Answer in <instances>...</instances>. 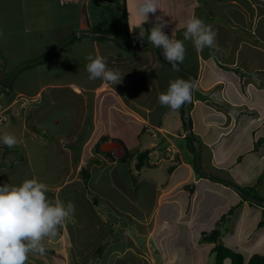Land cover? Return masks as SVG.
I'll return each mask as SVG.
<instances>
[{"label": "crops", "instance_id": "1", "mask_svg": "<svg viewBox=\"0 0 264 264\" xmlns=\"http://www.w3.org/2000/svg\"><path fill=\"white\" fill-rule=\"evenodd\" d=\"M177 1L182 10H189L185 20L194 15L207 25H211L217 33L215 43L218 51L215 48H205L203 51L195 49V58L185 56L186 65L183 67L181 64L187 72L196 77V89L189 118L194 139L202 146L203 169L214 180H217V182L212 180L216 183L215 185L212 181L197 180L200 172L196 169V155L191 151L188 141L189 135L185 125L187 116L183 106L177 111H172L159 103V95L166 92L169 85L168 81L161 80L160 82L159 78L154 75L160 65L157 48L151 47L149 51L141 49L139 52L127 54L128 51L118 46L115 40L107 39L108 42H103L95 37H75L76 30L77 32L87 30L98 33L92 29L98 24L97 19H91L92 13L94 18L96 15L95 11L89 7L90 0L84 3L81 9L77 5L61 6L59 0H1L0 17L6 25L9 21L18 28H24L25 31L28 26L36 28L40 25L45 35L40 42L48 43L45 51L39 52V43L34 39L33 42L24 37L17 42L14 40L25 53L18 55L20 62L17 63L15 60L16 64L13 66L1 52L0 60L7 64V70L12 68L9 81L17 68L25 65L33 66L37 60H42L53 53L54 48L71 40L50 60L44 63L39 62L37 64L40 65L34 68L22 70L15 76L12 83L16 99L11 104L16 105L19 101L22 102L24 95H28L27 98L31 99L30 103L35 102L36 99L41 101L29 105L30 115L33 114L37 118L39 125L41 123L37 116L41 118L49 113L39 108L40 104L47 105V110L49 106L54 107L64 101L67 102V106L72 105L70 111L73 118H69L67 131L60 135L63 137L62 150L67 152L72 161L75 158L74 162L78 164L74 174L69 172L64 182L53 185L42 182L36 176L33 178L46 184L48 191L53 193L56 190L57 200L60 193L72 187L74 183H79L81 179L82 183L87 185V182L92 180L93 170L99 172L97 175L100 178L103 170L109 169L111 186L117 190L126 189L123 181L134 182L138 179L139 184L146 183L157 195L151 202L150 214L147 212L148 214L143 216L144 219L140 223L141 230L131 235L126 231H123L122 235L116 234L115 236L114 233L115 241H117L112 243H118L114 249V256L117 258L114 264H129L130 249L131 251L141 250L139 245L144 238L146 243L144 246L141 245L142 249L151 245L152 239L159 246L156 249L160 251L179 252L188 248L187 245L195 244L190 239V233L185 232H188L190 228L197 231L198 227L193 226L196 222L205 226L212 217H214L213 221L221 217L223 209L214 213L213 203L208 201L204 194L206 190H214L218 186L227 189L228 187L224 186L223 182H232L240 188H251L259 184L258 191L264 196V184H261L264 177V47L261 46L264 44V0ZM135 3L136 0L126 1L131 10L135 7L131 4ZM172 6V2L170 6L168 3V9H172ZM159 11L164 19L167 11L161 9ZM46 14L53 18L52 24L56 26V29L51 24H40L42 19L38 17ZM216 16L219 17L216 19ZM184 21L181 17L175 18L169 29L166 26L163 31L172 38L169 31L172 28L175 39L182 41ZM145 25H143L144 29ZM219 27L223 31L217 30ZM140 30L135 31V38L132 37L135 44H129L134 48L145 40L144 38L141 42L137 39ZM48 34L49 37H47ZM222 36L229 37V39L225 40ZM129 37L131 38L130 34ZM2 42L0 50H3L5 46V42ZM29 44L32 46L26 47ZM89 54L104 57L107 67L121 74V83L111 85L99 79L90 81L86 67L84 73H78L77 70L72 71L70 67L64 70L63 66L57 64L60 59H65L64 63L70 59L69 63L75 61L74 64H76L77 60H80L87 64L86 57ZM56 68L62 69L64 73L57 74ZM31 70H33L32 73ZM143 71L144 77L146 76L145 71H148V76L152 75L154 86L149 82L151 78H144L141 84L138 82L140 72ZM74 72L76 74H73ZM80 75H84L87 79L80 80ZM63 76L65 79L72 76V80L62 82L60 78ZM20 84L23 87H20ZM137 84L140 85L132 92ZM64 91H69L70 97ZM2 94L4 95L3 92ZM17 115L19 114L17 113L12 118L15 119ZM25 127L27 128V124ZM147 136L150 142L143 139ZM113 143H116L118 147ZM147 150H151L148 156V166L139 170L136 167L138 154ZM84 167L89 172V177L85 181L82 176L80 177ZM144 171H148V174H145L141 182L142 180L140 181L137 176L141 177ZM105 189L104 192L107 193ZM123 193L126 196V192ZM75 195L83 197L88 204L95 206L92 208L99 217L98 227L106 229L105 226L103 227L105 217L96 206H100L102 202L106 205L107 202L103 201V198H101V203L96 199L92 202L79 191ZM201 195H204L206 204L198 206L196 202ZM116 199L111 204V211L116 212V216H121L118 195ZM63 201L65 205L68 202L74 203V198L66 196L63 197ZM226 203V210L235 208L234 214L230 215L227 221V224H230V234L226 235L233 237L227 245L242 250V252L246 250L245 254L250 257L252 255L248 251L250 249L259 250L262 245L261 241L254 242L251 238L259 234L258 237L264 240V235L260 233L262 228H259L263 212L244 202L234 191L228 192L222 204ZM111 211L110 218H112ZM155 214V229L151 232L149 222L154 219ZM73 220L66 222L58 232L66 235L63 237L66 251L59 259L61 261L63 258L64 264H83L84 262V264H93L92 255L95 254H90V250L95 253L97 250H94L95 246L89 250L77 248L80 244H75L67 228L71 227ZM183 223L184 229L181 231L179 226ZM178 233L182 237L187 236L186 248L183 246L178 248L172 242V236ZM103 234L106 232L103 231ZM151 234H153L152 238H150ZM91 235L90 240L92 241L96 235ZM126 235H128L127 238H125ZM121 238L123 241L120 243L118 241ZM50 241L52 242V240L44 242L47 250L44 256L30 254L26 264H44V257L58 255L57 249H60V245L57 244L55 249V245L50 244ZM148 241L149 244H147ZM102 242L103 240L100 241ZM250 243V248L246 249L245 247ZM68 250L72 252L67 254ZM261 250H264V247H261ZM54 256L51 259L48 258L46 264H60V261H57L58 258ZM79 256L84 260L80 262ZM124 258L128 259V262ZM162 258L165 263H168L165 257L162 256ZM138 259L135 256L131 261L137 264ZM103 260H100L98 264H102Z\"/></svg>", "mask_w": 264, "mask_h": 264}, {"label": "rangeland", "instance_id": "2", "mask_svg": "<svg viewBox=\"0 0 264 264\" xmlns=\"http://www.w3.org/2000/svg\"><path fill=\"white\" fill-rule=\"evenodd\" d=\"M27 1H38V0H27ZM160 1H161L160 9L167 11L165 13L166 16L164 17V19L165 21L168 20L167 21L168 29L170 27V24L175 21V18L179 19V17H181L182 21L185 20V18L188 15L187 11L189 10L187 9L182 10L180 6L178 5L177 0H160ZM90 2H91V5L89 7H91L92 10L95 11V15H96V18H94L93 13H92L91 19H97V24H98V26L92 27V29L100 28L102 32H99V33H106V32H103L106 30L109 31L110 34L111 33L112 34L123 33V32H119V30L120 31L124 30V28H122L121 26V23H123V21L125 20V17L123 16L124 12L122 10L123 5L125 3L124 0H90ZM171 2L173 4L172 9L171 8L168 9V3L170 6ZM127 4H126V7H127L126 10H127V19H128V26H129L128 31L130 32V35H131V38L129 37L130 38L129 44H135L133 42L135 38L134 36L135 31L141 28L138 26L136 17L134 16V9L131 10V7L127 6ZM131 5L135 6V4H131ZM0 6H1V0H0ZM78 8L79 7H77V9ZM220 13L222 14L223 12H220ZM156 16H160L159 10H157V13L155 15L149 14V22L146 23L147 25L144 24L146 31L148 30V27L150 25H154L155 23H157ZM217 17L219 16H216L215 18L217 19ZM38 18L42 19V21L40 22L41 25L51 24L53 28L56 29V26L52 24L53 18H50L49 15L47 14L41 15ZM230 28L232 29L233 27H230ZM103 29H106V30H103ZM217 30L223 31V29H221L220 27ZM169 31L171 32L172 35L175 36V34L172 33V28H170ZM0 33L3 34V35H0V43L2 41L5 42V46L3 50H0V53L2 52V55L4 56V58L7 59L9 64H12V66L16 64L14 62L15 60H17V63L20 62V58L18 55L19 54L22 55V53H25V51L21 48V46L19 44H16V42L22 37L28 38V40H30L31 42H33L34 40L35 42H38L39 52H44L48 46V43L40 42L41 40L45 38V35L40 25L36 26V28L28 26V28L25 31L24 28L22 27L18 28L15 24L9 21L7 22V25H6L4 21L2 20V17H0ZM47 37H49V34ZM145 37H146V33H145ZM222 37L225 40L229 39V37H225V36H222ZM137 39H140V38L138 37ZM14 40H16V42H14ZM99 40L103 42H108V40L104 38H101ZM146 40L147 38L144 41ZM68 41L69 40H67L64 44H66ZM182 41H184L183 37H182ZM184 45L186 48L185 56L190 57V58L192 57L195 58L196 52H195V48L193 47L192 42L186 41V44ZM15 46L17 47L15 48ZM29 46H32V44L26 45V47H29ZM61 46H59L55 51H57ZM261 46L264 47V44H261ZM151 47L156 49V47H154L152 44H149L143 50L149 51ZM12 48H15V49H12ZM60 51H58V53ZM129 53L130 52L128 51L127 54ZM60 60L59 62H57V64L58 65L60 64L61 66H63L64 70L65 69L68 70L70 67L72 71L77 70L78 73L85 72L84 68L86 67V64L82 63V61L80 60H77L76 64H74L75 61L73 63H69L71 61L70 59H68L66 63H64L65 59H60ZM158 62L160 65L158 69L155 71L154 75H156L159 78L160 82L161 80H165V81H168L167 84L169 85L170 82L175 81L177 79L188 81L185 76H183L180 72L174 70V68H171V66L167 64L166 62L165 63L162 62L161 59H158ZM181 64L184 67L186 65V59H184L183 63ZM11 69L6 71L8 74V78L11 75V71H12ZM19 69L20 67L16 69L15 73ZM55 71L57 72V74H60V75L64 73L62 69L56 68ZM32 72L33 70H31V73ZM143 73L144 71L140 72V81H138L140 84L144 78H151L152 76V75L148 76V71H145L146 73L145 77L143 76ZM73 74H76V72H74ZM87 77H85L84 75L79 76L80 80H83V79L86 80ZM60 80L62 82H65V80L70 81L72 80V76L66 79H65V76H63L60 78ZM149 82H151L153 86L155 85L152 78L149 80ZM140 84H137L133 88L132 92H134V90H136ZM20 87H23V85L20 84ZM13 91H14V88H13ZM64 92L65 94H67L68 97H70L69 91H64ZM27 97L28 95L26 96L24 95L23 97L24 99L22 100V102L19 101L16 105L15 103L11 104L15 100H13L10 103L12 105V110H11L12 113L7 114L6 115L7 121L3 125H0V136L9 134V135L15 136V138L17 139V144L12 148L7 147L2 142H0V186H3L4 184L18 186L26 179H33V176H36L38 179H41V181L46 184L53 185L55 183L64 182L67 174L71 172V174L73 175L78 166L77 162L76 163L74 162L75 158L72 161V158H69V156L67 155V152L62 150V147H63L62 138L63 137L60 135L67 131V128L70 122L69 118L70 117L73 118V114L70 111L72 105L69 104L67 106V102L64 101L61 104L60 103L56 104L54 107L49 106V109L47 110V105L40 104L38 107L43 108V110L45 111H49V113H47V115L44 114L41 118L37 116L39 122L41 123V125H39V123L36 121L37 118L33 114L32 116L30 115L31 107L29 105L36 104L41 101H39V99H36L35 102L30 103L31 99H28ZM0 103L3 107L8 106V101H6L4 97L1 95H0ZM17 113L19 115H17L15 119L12 118ZM34 121L36 123H34ZM24 123L25 125L27 124V128L25 127ZM31 123H33L36 127V130H37L36 136L30 128L32 126ZM31 134H34V135H31ZM143 139L150 142V139L148 136L146 138L144 137ZM113 144L117 146L116 143H113ZM67 148H72V147H67ZM85 167L87 168V166ZM147 172L148 171H144L141 177L137 176L140 181L145 177V174H148ZM98 173L99 172H97V170L96 171L93 170L91 172L92 180L88 181L87 185L83 184L82 179H81L79 183H74L72 187L60 193L58 195V199L59 201L64 203L63 197L65 198L66 196H71L74 198V205H75L74 220L71 223V227H67V228H68V231L71 233L75 244H78V243L80 244L78 247L77 246L76 247L79 248L80 250L82 249L89 250L91 249V247L93 248V246H95L94 250L95 249L97 250L98 246L104 243V245H106V248L102 256V259H104L102 264H114L117 261V258L114 256V249L118 245V243H112L115 241L114 233L116 236V234L122 235L123 231H126V232H129L131 235V233H135L137 230H141L142 227L140 223L144 219L143 216L147 215L148 213L150 214V210L152 206L151 202L154 201L157 195L154 193L153 188L148 187L146 183L143 182V180L141 181L143 183L139 184L138 179L134 180V182L133 181H129V182L123 181L126 185L125 186L126 189L122 188V189L117 190L115 187L111 186V179H110L111 177L109 174V169H107L106 171L103 170V173L101 174L100 178L97 175ZM201 179L207 180L210 182L212 181L210 179L209 180L206 179L200 173L198 174L197 180H201ZM132 183L134 184L132 185ZM213 184L215 185L216 183L213 182ZM261 184L262 185L264 184V177L262 178ZM104 188H106L105 190L107 191V193L104 192ZM225 190H228V191L225 192ZM78 191L80 193H83L84 197L87 196V198L91 200L92 202L93 200L95 201L96 199L99 203H101L102 202L101 198H103V201L107 202L106 205L103 204L102 202L101 204H99L100 206H96L97 209L105 217L104 219L105 225L103 224V227L105 226L106 229L98 227L99 217L97 213L94 211V209L92 208V207L95 208V206L88 204L87 201L83 200V197H80L79 195H75V193ZM123 192H126L127 199ZM228 192H233V191L231 189H228V188L225 189V187L222 188L220 186L215 187L214 190L208 189L205 191V194H204L205 197L207 198L208 201H211L213 203L214 213H216V211H220L219 209H223V210H222V215L221 217H219L218 220L213 221L212 219L214 217H212L211 219H209L210 222L205 226L199 222H196L193 224V226L198 227L197 231L196 230L194 231V229L191 230L190 228L188 232H185L186 234L190 233V239L193 240L195 243H197V245L189 244L187 245L188 248H186L185 243H186L187 236L182 237V235L178 233L173 238L174 239L173 243H175L178 246V248H181L182 246L183 248L185 247L186 250L185 252H182V251L177 252L178 256L175 259V256H172L173 254H171L170 251H160L159 249H156V247L159 248V246L156 245V242L154 239L151 240V245L147 246L149 248L145 247L142 249L141 245L143 244L144 246L146 243V239L144 238L142 239V243H140L139 245L141 247V250L131 251L130 249L129 259L132 260L136 256L137 258H139L137 260L138 262L137 264H183L181 257H180V255L183 254V256L186 257L184 258L185 260L184 264H194V263L213 264L215 256H213V258L210 256L211 255V251L209 250L210 243L203 241V232L206 231V233H211V231L219 228L218 226L219 220H221L223 215H227L230 209L229 208L228 210H226L227 203L222 204ZM56 193H57L56 190H54L53 193L50 191H47L46 195L48 196L50 200L55 201L57 198V196L55 195ZM101 193L102 195H100ZM117 195L120 201L119 206L121 207L119 209L122 211L121 216H116L117 215L116 212L111 211V204L114 203V200L115 201L117 200L116 199ZM204 195H201L199 199L197 200L196 203L198 206L201 204H206ZM113 209L115 210V208ZM110 211H111L110 215H112V218L109 217ZM155 219H156V214L154 215V219L151 222H149L150 223L149 228L151 232L154 231L155 229V223H154L156 221ZM226 222L227 221L223 222L225 224H223V227H221V230H220V235H221L220 241L221 242L225 241L227 243L228 241L233 240V237L226 235L227 233L230 234V224H227ZM183 225L184 223L179 226L181 231L184 229ZM178 229L179 228H177V230ZM103 231L106 232V234H103ZM260 233L261 235H264V228L260 230ZM91 234L96 235V238L93 239L92 241L90 240L92 236ZM127 236L128 235H126L125 238H127ZM148 236L149 234L147 235V237ZM152 236L153 234H151L150 238H152ZM258 236L260 235L256 234L251 239H253L254 242L261 241L262 245L260 246L259 250L250 249L248 252H250L251 255L253 254H260V255L263 254L264 255V250H261V247H264V240H262V238ZM63 237H66V235L64 234L61 235L58 233L57 237L55 239H52V242L50 241L51 242L50 244L55 245L54 247L55 249H56L57 244L60 245V249H57L58 255L56 256L49 255L48 257L49 259L53 258L54 256V258H58L57 261H60L59 258L61 254H64V251H66L64 249L66 245L63 240ZM122 239L123 238H121L120 239L121 241H118V242L121 243L123 241ZM251 239H248V240H251ZM55 240H59V241H55ZM101 240H103L102 243H100ZM251 243L248 244L245 248L246 249L250 248ZM147 244H149V241L147 242ZM68 247L69 246H67V248ZM212 249L213 247L211 248V250ZM71 252L72 251L68 250L67 254ZM245 252H243L244 255L246 257H249L247 254H245ZM90 254H95V252L93 250H90ZM95 256L96 255H92V258H94L93 264H98L100 259L97 258L98 259L97 261V259H95ZM162 256L165 257L168 263H165V260L162 258ZM48 258L44 257V261H43L44 264H46V261L48 260ZM186 259H189L188 263H186ZM62 260L64 259L61 258V261L59 262L60 264H64ZM82 260H84V258L80 257L79 261L81 262ZM124 260L128 262V259L124 258ZM131 260L129 261L130 262L129 264H134L132 263Z\"/></svg>", "mask_w": 264, "mask_h": 264}, {"label": "clouds", "instance_id": "3", "mask_svg": "<svg viewBox=\"0 0 264 264\" xmlns=\"http://www.w3.org/2000/svg\"><path fill=\"white\" fill-rule=\"evenodd\" d=\"M59 3L61 6H79L78 4H62L61 0H59ZM82 6H79L80 9ZM157 10H160L159 0H136L134 16L141 28L139 38L143 42L145 33H148V42L159 50L162 49L165 60L171 63L173 68L178 67L185 59L184 41H191L197 51H203L205 48L219 50L215 43L217 33L211 25H207L202 19L194 15L187 18L182 24L184 41L175 39L173 35L172 38H169L165 34L163 29L167 26V22L162 16H156L157 23L146 31L143 25L149 22V14L155 15ZM0 35L3 34L0 33ZM86 60L88 61L86 71L89 74L88 79L90 81L99 79L111 85L121 83V74L118 71L109 69L104 57L89 54ZM195 89L196 82L177 79L170 82L167 91L159 95V103L172 111H177L182 106L184 107L187 103H190L192 97L194 100L193 93ZM0 95L5 99L2 91H0ZM11 110V104L3 107L0 103V117L3 118L2 121L0 120V125L7 121L6 115L12 113ZM189 137L192 138V142L193 140L196 141L193 133ZM0 142L12 148L17 144V139L13 135L5 134L0 136ZM210 180L217 182L213 178H210ZM232 184L238 187L236 184ZM47 191V185L38 182L34 178L26 179L18 186L9 184L0 186V264H26L30 254L44 256L46 253L45 240L55 239L66 222L74 219V203L68 202L65 205L58 199L52 201L46 195ZM235 193L240 196L237 192Z\"/></svg>", "mask_w": 264, "mask_h": 264}, {"label": "trees", "instance_id": "4", "mask_svg": "<svg viewBox=\"0 0 264 264\" xmlns=\"http://www.w3.org/2000/svg\"><path fill=\"white\" fill-rule=\"evenodd\" d=\"M124 1H125V3L123 5L122 10L124 12L123 16L125 17V20L123 21V23H121V26H122V28H124V30L123 31L119 30V32H123L124 34L123 33H119V34L116 33L115 35H118L121 40L125 41L129 45V42H130L129 41L130 40L129 39V34H130V32L128 31L129 30V26H128V19H127L126 0H124ZM120 14H121V12H120ZM152 26L153 25H150L148 27V30ZM103 30H106V29H103ZM93 31L94 32H98V33L102 32L100 28H95V29H93ZM103 32L110 33L107 30L103 31ZM122 36H124V37H122ZM147 37H148V33H146L145 39ZM97 39L99 40L101 38H97ZM116 43L122 48V46L118 42H116ZM57 48H54V49L56 50ZM54 49L52 51H54ZM157 55H158V58L161 59V61L165 63V61L161 58V56L159 54V49L158 48H157ZM37 61H39V60H37ZM38 65H40V64L35 63V64H33V66H29V67L25 68V70L34 68V67H36ZM9 80H10V77L7 79V82H9ZM1 84L2 83L0 82V85ZM0 91H2L4 93L5 99H6V101H8V104H10L15 99V92L13 91V85L12 86H7L5 84H2L1 87H0ZM31 124H32V126L30 127L31 130L34 132V134H37V130H36L35 125L33 123H31ZM191 127H192V123H191ZM188 141H189V143L191 145V151L194 153V155H196V149H195V146L193 145L192 138L188 137ZM150 152H151V150H147V151H145L143 153L138 154V163L136 165L137 169L141 170L143 167L148 166V156H149ZM81 176H82V178H84L86 180L89 177V172L85 168H83L81 170ZM258 186H259V184L255 185V186H253L251 188L250 187H243V188L239 187V188L242 191H244V193L247 196L252 197V198H254L256 200H259V201H264V196L261 194V192L258 191ZM240 198L244 202L248 203L251 207H253V208L256 207V208H259V209L262 210L263 215H262V218H261L260 223H259V228L263 229L264 228V206L255 204L252 201H250L249 199L244 198L243 196H240ZM234 212H235V208L230 209L228 211L227 215H223L221 220H219V224H218L219 228L218 229H215V230L211 231V233H204L203 234V241L207 242V243H210L209 244V250L211 251V255L210 256L212 258H213V256H215L213 264H264V255L253 254L248 259V257H246L244 255L242 250H238L237 248L228 246L225 241H223V242L220 241L221 240L220 230H221V227H223V224H225L223 222L228 221L229 218H230V215L234 214ZM174 237H175V234L171 238L172 242H174V239H173ZM119 241H121V240H119ZM195 245H196V243H195ZM212 247H213V249L211 250ZM105 248H106V245H99L98 246L97 251L95 253V255H96L95 259H97V258L101 259L102 258L103 254H104V251H105ZM185 250L186 249L180 250V251L185 252ZM170 253L173 254L172 256H175V259L177 258L178 253L176 251L173 250V251H170ZM180 257H181L182 263L184 264L185 263L184 258H186V257H184L183 254L180 255ZM188 262H189V259H186V263H188ZM194 264H198V263H194Z\"/></svg>", "mask_w": 264, "mask_h": 264}, {"label": "water", "instance_id": "5", "mask_svg": "<svg viewBox=\"0 0 264 264\" xmlns=\"http://www.w3.org/2000/svg\"><path fill=\"white\" fill-rule=\"evenodd\" d=\"M165 32V31H164ZM166 34V32H165ZM168 35V34H166ZM75 37H78V38H82V37H95V38H104V39H108V40H115L117 42H119V44L121 46H123V48L129 52H132V53H136L138 51H140L141 49L145 48L146 46H148L150 43L148 42V40L144 41L141 45L137 46V47H133L128 45L125 41L121 40L119 38V36L115 35V34H110V33H93V32H89L87 30H81L80 32H75ZM169 36V35H168ZM170 38V36H169ZM71 40H69L67 43H70ZM64 44L63 46H61L57 51H60L62 50L66 45ZM57 51L53 52V53H50L48 56H46L45 58H43L40 62L44 63L48 60H50L51 58H53L54 54L57 53ZM159 53H160V56L161 58L168 64H170L171 66H173L171 63H169L167 60H165L163 54H162V49L159 50ZM38 63V62H36ZM31 65V64H30ZM27 67V65L25 66H22L12 77H11V81L7 82V77H8V74H7V64L3 61L0 60V82L2 84H5L7 86H11L12 83H13V80L15 78V76L20 73L22 70H24L25 68ZM175 69L180 72L182 75H184L186 78L189 79L190 82H196V79L195 77L190 74L189 72H187L180 64L178 65V67H175ZM194 95V93H193ZM192 101H193V97H192V100L190 103H187L185 106H184V111L186 113V120H185V125H186V130L187 132L189 133V136H192V130H191V120L189 118V113H190V107L192 105ZM193 144L196 148V168L197 170L202 174V176L204 177H207L208 179L212 178L210 175H208L204 169L202 168V163H201V153H202V147H201V144L199 142H196L193 140ZM224 185L228 186L229 188L233 189L235 192H237L240 196H243L244 198H247L249 199L250 201H252L253 203L255 204H258V205H261V206H264V201H258L254 198H251L249 196H247L246 194H244L238 187L234 186L232 183H229V182H224Z\"/></svg>", "mask_w": 264, "mask_h": 264}, {"label": "built area", "instance_id": "6", "mask_svg": "<svg viewBox=\"0 0 264 264\" xmlns=\"http://www.w3.org/2000/svg\"><path fill=\"white\" fill-rule=\"evenodd\" d=\"M88 0H61L62 4H78L79 6H82L84 2H87ZM1 112V111H0ZM1 118V117H0ZM3 118L0 120L2 121Z\"/></svg>", "mask_w": 264, "mask_h": 264}, {"label": "flooded vegetation", "instance_id": "7", "mask_svg": "<svg viewBox=\"0 0 264 264\" xmlns=\"http://www.w3.org/2000/svg\"><path fill=\"white\" fill-rule=\"evenodd\" d=\"M192 105H193V101H192ZM192 105H191V106H192ZM183 108H184V107H183Z\"/></svg>", "mask_w": 264, "mask_h": 264}, {"label": "bare ground", "instance_id": "8", "mask_svg": "<svg viewBox=\"0 0 264 264\" xmlns=\"http://www.w3.org/2000/svg\"><path fill=\"white\" fill-rule=\"evenodd\" d=\"M244 192V191H243Z\"/></svg>", "mask_w": 264, "mask_h": 264}]
</instances>
